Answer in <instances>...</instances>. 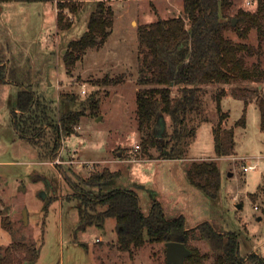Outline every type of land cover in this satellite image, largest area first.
Listing matches in <instances>:
<instances>
[{"label":"rangeland","instance_id":"rangeland-1","mask_svg":"<svg viewBox=\"0 0 264 264\" xmlns=\"http://www.w3.org/2000/svg\"><path fill=\"white\" fill-rule=\"evenodd\" d=\"M56 1L57 5H64L61 10L65 20L72 22L68 30L56 28L54 6L49 2L0 3V31L3 38L9 36L6 42L10 45V73L6 71V80L0 81V245L33 242L39 248L35 264H164V241L146 240L130 250L119 249L113 217H107L102 227H78L81 202L75 197L74 187L91 188L83 186L82 181L90 173L107 167L116 176L107 180L102 190L134 188L145 214L156 199L181 208L188 228L201 220H212L218 231L238 232L240 255L253 252L264 258V124L257 105L258 97L264 95V80L241 83L247 87L242 98L232 95L234 84L206 85L202 95L205 119L197 124L185 157L157 158L155 149L151 150L153 158L143 157L141 145L136 146L141 143L136 118L137 26L159 17L183 16L182 0H125L128 10H121L122 2L115 1L111 33L100 47L89 48L69 71L62 60L67 41L79 37L87 28L88 13L99 0ZM102 1L113 8L112 0ZM255 2L233 0L230 13L240 7L253 9ZM73 3L76 7L72 11ZM226 35L251 48L242 52L248 63L259 61L264 67V34L252 28L246 37L234 30L226 31ZM21 44L25 48H19ZM17 62L26 71L27 78L23 80L19 74L14 75L19 71L12 69ZM41 69L46 71L45 78L39 86L38 82L35 84L44 88L43 102L55 118L62 93H76L81 98L93 94L98 99L96 112L91 114L87 109L80 116L75 132L61 139L54 158L47 155L51 144L41 140L33 143L21 137L11 117L18 90L21 86L35 90L29 77L34 78ZM106 76L122 80L98 82ZM81 87L85 88L84 94ZM221 88L226 93L218 111L214 95ZM244 107L246 123L241 125L237 121ZM220 113L224 114L221 127L234 128V147L230 154L216 156L212 127L220 122ZM164 119L165 129L170 131V119L167 115ZM108 158L115 164H106ZM199 159L217 162L221 185L214 199L202 192L203 197L192 194L200 190L190 184L186 169L192 160ZM247 163L254 168L244 171L242 166ZM91 190L101 191L97 187ZM169 206L166 214L173 215L176 211ZM188 243L202 252H211L209 243L199 238L197 232L191 234ZM245 264L253 263L247 259Z\"/></svg>","mask_w":264,"mask_h":264},{"label":"trees","instance_id":"trees-1","mask_svg":"<svg viewBox=\"0 0 264 264\" xmlns=\"http://www.w3.org/2000/svg\"><path fill=\"white\" fill-rule=\"evenodd\" d=\"M7 1L12 0H0V3ZM232 4L233 0H182L183 16L159 17L137 26L139 64L136 118L141 139L138 147L141 145L140 154L143 157L153 158L152 149L158 152L157 158L185 157L197 124L205 119V115H202L205 110L202 95L206 85L234 84L232 95L242 98L247 87L241 83L264 80L261 63H248L242 54L251 48L226 35V31L234 30L240 37H246L252 28L264 34V0H256L253 9L240 7L231 14ZM75 5H70L72 11ZM62 7V3L57 5L56 26L59 30H68L72 22L65 20ZM233 19H236L235 24L232 23ZM113 23V8L99 0L88 13L87 28L79 37L67 41V51L62 57L67 71L89 48H98L105 42ZM6 71L5 65L0 63V81L6 80ZM121 80V77L112 79L106 76L98 82ZM225 93V88H221L214 95L218 111ZM43 101L33 89L21 86L16 106L11 111L12 123L21 137L33 143L41 140L47 145L51 144L47 155L54 158L61 146V139L75 132L80 116L87 109L91 114L96 112L98 99L93 94L81 98L76 93H62L57 118ZM257 105L263 125L264 95L258 97ZM166 115L170 119L171 130L164 129L158 135L154 126L160 117L165 118ZM223 117L224 114L220 113V122L212 127L216 156L228 155L234 147V128H222ZM237 123L245 125V107ZM186 172L192 186L212 199L217 197L221 178L215 159L192 160ZM115 176L114 171L104 167L101 171L90 173L82 181L83 186L101 190L98 193L91 188L74 187L75 197L81 202L78 206V227L84 228L88 224L102 227L107 217H113L118 232L116 242L121 250H130L146 240L164 243L180 240L190 249L184 264H245L247 259L253 264H264V258L259 254L240 255L239 234L236 231H218L209 220L188 228L183 214L167 216L158 200H153L149 212L145 214L141 210L137 191L132 187L102 190L101 186ZM97 204L101 206L100 209ZM194 232L209 243L210 253L202 252L188 243ZM38 253L39 248L33 242L13 241L4 247L0 245V264H35ZM164 264H168L167 261Z\"/></svg>","mask_w":264,"mask_h":264},{"label":"crops","instance_id":"crops-1","mask_svg":"<svg viewBox=\"0 0 264 264\" xmlns=\"http://www.w3.org/2000/svg\"><path fill=\"white\" fill-rule=\"evenodd\" d=\"M13 1V0H12ZM15 1V0H14ZM119 2V0H112V1H110V4H112V6H113V9H114V18H115V4H116V2ZM121 2H122V9L121 10H124L126 7H128L129 6V3L127 2V3H125V0H120ZM20 2V1H19ZM32 2H45V3H47V2H49V3H51L53 6H54V9L52 10V15H53V18H54V20H55V23H54V25L56 26V21H57V5H56V0H54V1H32ZM125 7V8H124ZM119 11V16L120 15H122V11ZM125 10H128V8H126ZM134 17H132L131 18V22H133L134 21ZM142 23H146V22H142ZM56 28H57V26H56ZM7 38H9V36L7 35L5 38H3V35H2V31H0V40L2 41H0V63L1 64H4L5 65V67H6V70L8 71V73H10V65H8V59H7V55L10 53L8 50H9V47H10V45L6 42V39ZM19 48H25V46H23L22 44H21V46L19 47ZM11 49V48H10ZM26 50V49H25ZM25 53H26V51H25ZM24 55V53H21V55ZM23 55L21 56V57H23ZM24 62V61H23ZM12 64H14V62H12ZM20 65H19V63L17 62L14 66H12V69H15V70H19L18 72H16L14 75H17V74H19V76H20V79L21 80H23L24 78H27L26 77V75H25V69L24 68H22V67H19ZM36 76L34 77V78H30L29 77V79L31 80V81H33V84L36 86H34L35 87V92H36V94L37 95H39V98L40 99H42V100H44V98H45V96L43 95V92H44V88H42L41 86L40 87H38L40 84H41V79L42 78H45V73H46V71L44 70V72H43V69H41L40 70V72H37L36 71ZM38 82V86H37V84H35V83H37ZM38 90H40V92H38ZM46 99V98H45ZM16 111H18L17 109H16ZM179 159H181V158H179ZM173 160H177V159H173ZM106 161V160H105ZM109 162H112V163H114L115 164V162L111 159V158H108V162L106 161L105 163L107 164V163H109ZM118 162V161H117ZM115 170H117L118 172H119V169L117 168V169H115ZM120 173V172H119ZM118 173V174H119ZM142 186V185H141ZM194 187V186H193ZM195 188V187H194ZM197 189V188H196ZM193 190V189H192ZM198 190V189H197ZM194 191V190H193ZM186 192V191H185ZM199 192V193H198ZM194 191L192 194H194L195 196H200L201 195V197H203V194L201 193V191ZM157 200V199H156ZM159 201V200H158ZM161 203H162V205H163V208H164V212H165V214H166V209H167V207L169 206V205H165L162 201H160ZM173 206H175V205H173ZM170 207V209H174V210H172L173 212H175V213H173V215H167V216H169V217H171V216H176V215H178V214H183L184 216H185V213L183 212V210L180 208H176V207H171V206H169ZM185 218H186V216H185ZM206 220V219H205ZM201 221H203V220H201ZM201 221H199V222H197V223H200ZM210 222H212L213 223V221L212 220H209ZM196 223V224H197ZM195 224V225H196ZM253 251H256V250H253ZM259 255H260V253H258ZM260 256H262V255H260ZM263 257V256H262Z\"/></svg>","mask_w":264,"mask_h":264},{"label":"water","instance_id":"water-1","mask_svg":"<svg viewBox=\"0 0 264 264\" xmlns=\"http://www.w3.org/2000/svg\"><path fill=\"white\" fill-rule=\"evenodd\" d=\"M236 19L232 20L235 24ZM155 131L161 135L165 129V120L160 117L155 124ZM24 211V216L25 215ZM190 253V249L180 240H168L165 243V257L168 264H184V258Z\"/></svg>","mask_w":264,"mask_h":264},{"label":"built area","instance_id":"built-area-1","mask_svg":"<svg viewBox=\"0 0 264 264\" xmlns=\"http://www.w3.org/2000/svg\"><path fill=\"white\" fill-rule=\"evenodd\" d=\"M251 1H252V0H246V3H247V4H250ZM80 92H81L82 94H84V93H85V88H84V87H81ZM136 146H138V145H136ZM242 168H243L244 171H247V170H249V169L254 168V165H253L252 163H247V164L243 165ZM255 208H257V206H255Z\"/></svg>","mask_w":264,"mask_h":264}]
</instances>
